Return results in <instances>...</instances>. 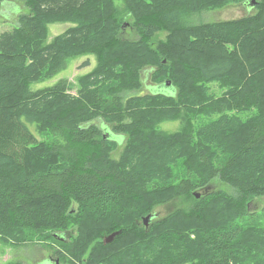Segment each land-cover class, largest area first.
Returning a JSON list of instances; mask_svg holds the SVG:
<instances>
[{
    "label": "trees",
    "instance_id": "1",
    "mask_svg": "<svg viewBox=\"0 0 264 264\" xmlns=\"http://www.w3.org/2000/svg\"><path fill=\"white\" fill-rule=\"evenodd\" d=\"M22 1L28 13L0 33V234L19 246L34 235L61 241L77 227L66 249L76 248L81 264H259L264 230L242 220L264 197V0H255L252 15L221 23L193 22L194 4L250 0H125L137 41L119 38L113 0ZM56 21L76 25L47 43V25ZM162 31L166 41L155 42ZM86 55L96 67L78 79L76 95L66 81L30 89ZM147 66L156 91L123 100L142 88ZM180 109L207 121L173 134L155 128ZM108 125L126 140L118 159L112 153L121 143L104 134ZM187 160L186 176L172 184L174 168ZM215 179L236 196L211 191ZM199 188L204 199L230 203L229 221L178 230L183 220L204 219L202 200L187 217L179 210L141 224L160 196L190 198ZM254 244L263 248L255 257Z\"/></svg>",
    "mask_w": 264,
    "mask_h": 264
},
{
    "label": "rangeland",
    "instance_id": "2",
    "mask_svg": "<svg viewBox=\"0 0 264 264\" xmlns=\"http://www.w3.org/2000/svg\"><path fill=\"white\" fill-rule=\"evenodd\" d=\"M113 2L115 8H117L118 12L120 13V20L122 22L120 27L119 38L121 40L126 41L139 40L137 32L132 27L135 19L131 17L126 19V16L128 15L129 11H127L126 9L125 0H113ZM193 7L199 9L197 10L198 12L193 14L192 17V21L195 23L229 22V20L241 19L245 16L252 15L254 13V10L250 7V5L242 3L227 4L221 8H201V4L198 3L197 5L195 3ZM26 13H28V8L25 6L24 1L22 0H9L2 3L0 2V33L12 30L18 22L19 16ZM143 15L145 16V14ZM75 25L76 24L72 21H56L48 23L47 36L45 38V41L47 43L52 42L58 35L62 34L68 28L73 27ZM167 35L168 33L165 31L159 32L154 38V41L165 42ZM95 67L96 59L93 56L86 55L82 57L71 58L68 60L65 69L59 72L54 78L40 83H33L30 89L33 92H37L42 89L53 87L60 81H66L67 84L72 88L71 93L76 95L78 89V79L84 75L91 73ZM150 68L152 67L147 66L145 69L140 70L142 88L137 91L125 92L123 94V100H126L133 96L148 95L151 92L156 91L157 87H155L156 84L154 82L155 76L153 73H151V71H148L150 70ZM211 89L212 93H214L215 96H222V90L217 85H212ZM170 107L171 106L164 107L165 112ZM204 121H207V119H202L201 117L197 118V115L189 116L186 114L185 110L180 109L179 113L174 119L162 118V121L158 122L155 128L163 132L164 134H173L177 132H183L187 127L191 128L197 126L200 122ZM113 126L114 125H108L104 127L105 129H102L104 131V134L107 135L109 138L117 140L121 143V146H119V148L112 153V158L118 159L124 151V148L126 146V140L117 139L120 136L112 134L111 128H113ZM38 137L40 140L44 138L40 137L39 135ZM197 150L200 151V148L198 147ZM190 154L191 153H189V155ZM190 156L192 161L195 160L193 159L195 156L194 154ZM191 160H187L184 162L181 161L179 165L174 168L172 184L179 183L183 176H186L188 170L187 167L188 164H190ZM209 188L211 191H216L217 193L220 192L222 194L227 195L228 197L236 196V191L230 186L222 183L219 179L213 180L209 184ZM202 189L203 188H199L195 190L190 198L180 196L168 201V199L164 200L166 199V196H160L161 199H157V204L154 205V209L151 213L152 215L155 214L156 218L150 220L148 224L150 225L151 221L153 222L163 220L175 214L179 210L184 211L183 213H187L183 214L184 217H187L191 213L190 211L193 210L192 208L194 207L195 203H198L202 200H205L204 208H208L207 210H203V212L205 213L204 219H192L190 221H187V219L183 220L180 222L183 224L179 226L180 228L178 230L189 229L192 226V223L196 227H204L205 224H214L216 222L229 221V217H225L229 216L230 214V203H223L221 198L210 199L209 197H207L208 199H204L205 194L204 190ZM196 194L199 195V198H197ZM72 208L76 209L77 205H74ZM249 215L250 219L245 218L242 220V222L249 225V228L253 226H258L262 228L261 230H264V197L256 198L254 201L249 203ZM143 219L140 222L144 227H146L143 222ZM130 220L131 219L125 220L124 225L125 223L130 222ZM133 220H135V218H133ZM84 221H86V217H84L82 222ZM93 224L94 223H89V225ZM67 230L68 231L66 233H62L63 236H65V239L63 238V240L61 241L54 238L43 240V238H40V236L34 235L31 236L30 241L27 242L26 245L19 246L10 244L11 240L6 237L7 235L0 234V264H55L57 261L59 262V264H81L73 256V254L76 252V248H74L70 252V255L66 249L70 248L73 242L78 238V228L70 227ZM88 232L90 231L84 228V234H89ZM59 234L61 235V233ZM258 238H248L247 243H254V241ZM254 245L255 246L253 247L252 251L256 250L253 253V256L255 257L259 253L257 249L263 250V248L261 246L257 248V245ZM260 252L261 254H259L256 259H261V262L259 264H264L262 251ZM61 254H64L67 259L64 260L63 257L60 256ZM248 261H250V258H248Z\"/></svg>",
    "mask_w": 264,
    "mask_h": 264
},
{
    "label": "water",
    "instance_id": "3",
    "mask_svg": "<svg viewBox=\"0 0 264 264\" xmlns=\"http://www.w3.org/2000/svg\"><path fill=\"white\" fill-rule=\"evenodd\" d=\"M247 5H250V7L254 10L255 6H256V1L255 0H250L249 3ZM171 85L170 82H167L165 84V87H169ZM208 192V190H207ZM206 193V191H205ZM197 198H199V195L196 194ZM156 218V215L155 214H151V215H148L147 217H145L143 219V222L145 224L146 227H149L148 225V222L152 219H155ZM121 232H115V233H112L111 235L107 236L105 239H104V244H110L112 243L119 235H120ZM57 237V235H55ZM61 240H63V237H59ZM55 264H59V262L57 261Z\"/></svg>",
    "mask_w": 264,
    "mask_h": 264
}]
</instances>
